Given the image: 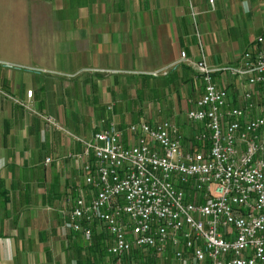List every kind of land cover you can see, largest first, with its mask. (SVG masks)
Instances as JSON below:
<instances>
[{
    "label": "crops",
    "instance_id": "0c3cea01",
    "mask_svg": "<svg viewBox=\"0 0 264 264\" xmlns=\"http://www.w3.org/2000/svg\"><path fill=\"white\" fill-rule=\"evenodd\" d=\"M258 47L264 0H0V264H185L138 248L108 254L104 229L73 231L67 200L85 183L72 155L110 124L132 142L141 119L170 120L188 145L201 81L180 52L235 66ZM222 77L244 108L243 80Z\"/></svg>",
    "mask_w": 264,
    "mask_h": 264
},
{
    "label": "built area",
    "instance_id": "2783aa9c",
    "mask_svg": "<svg viewBox=\"0 0 264 264\" xmlns=\"http://www.w3.org/2000/svg\"><path fill=\"white\" fill-rule=\"evenodd\" d=\"M180 62L201 81L186 111L197 126L190 143L167 119L129 125L130 143L115 124L81 140L72 157L83 160L85 187L67 200V224L86 237L104 229L112 255L138 248L185 264H264V47L235 66L184 51ZM223 74L243 80L244 108L230 103Z\"/></svg>",
    "mask_w": 264,
    "mask_h": 264
}]
</instances>
